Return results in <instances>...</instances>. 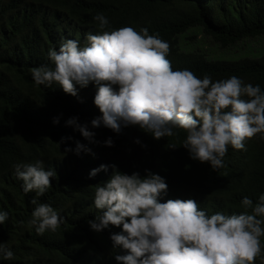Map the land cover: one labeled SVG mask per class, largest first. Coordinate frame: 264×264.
Here are the masks:
<instances>
[{"label":"trees","instance_id":"trees-1","mask_svg":"<svg viewBox=\"0 0 264 264\" xmlns=\"http://www.w3.org/2000/svg\"><path fill=\"white\" fill-rule=\"evenodd\" d=\"M97 12L108 18L111 28L127 24L138 31L145 27L149 34L166 40L167 58L174 69L187 68L197 77L208 74L214 80L236 75L264 89V52L258 58H214L182 48L179 38L199 27L227 47L262 35L264 0H0V209L8 213L0 224V242L13 251V258L0 264H119L114 254L122 250L112 249L109 239V233L119 227L109 225L96 232L87 224L98 213L92 205L94 184L111 172L101 170L88 177V171L100 163H115L127 173L143 174L148 168L166 179L168 192L162 199L190 196L208 212L241 211L242 196L255 202L264 192V140L255 136L245 141V150L229 147L224 166L214 171L207 162L191 159L178 145L182 131L175 137L153 139L135 126L116 134L89 124L94 139L112 137L109 147L90 143L65 125V119L73 115L84 123L99 115L92 103L95 87L91 82L77 86L78 100L58 85L34 84L30 69L50 64L48 49L57 48L65 38L86 43V32L100 31L92 19ZM55 116L59 121L54 124ZM61 136L73 139L60 142ZM134 137L144 146L134 143ZM75 140L87 144L91 153H64L65 145L72 147ZM169 143L178 146L168 148ZM35 159L57 173L55 180L50 178L48 190L36 199L64 217L55 232L46 230L40 235L26 223L35 193L22 192L12 168L13 163ZM254 264H261L259 258Z\"/></svg>","mask_w":264,"mask_h":264},{"label":"clouds","instance_id":"clouds-1","mask_svg":"<svg viewBox=\"0 0 264 264\" xmlns=\"http://www.w3.org/2000/svg\"><path fill=\"white\" fill-rule=\"evenodd\" d=\"M92 19L100 31L86 32V43L65 38L57 48L48 49L50 64L30 69L34 84L58 85L78 100L77 86L91 82L95 87L92 103L99 115L87 123L74 115L64 121L85 140L113 144L110 136L94 139L89 124L116 134L135 126L153 139L182 131L178 145L214 171L224 166L229 147L245 150L246 140L254 136L264 140V89L259 84L236 75L214 80L208 74L197 77L187 68L174 69L167 58L169 44L159 35L127 24L111 28L100 12ZM58 121L59 116L52 118L54 124ZM66 139L73 138L61 136L60 142ZM133 142L144 146L139 137ZM178 145L169 143L168 148ZM69 151L91 153V148L75 140L74 146L65 145L64 153ZM12 168L22 192L35 193L27 225L37 235L55 232L64 217L36 199L48 190L50 178L56 179L55 169L46 168L41 159L13 163ZM109 169L107 178L94 184L92 205L98 213L87 224L96 232L109 225L119 227L109 233L112 249L122 250L114 254L119 264H254L257 258L264 264V192L255 202L242 196L241 211L208 212L190 196L162 199L168 192L166 179L148 168L143 174L127 173L115 163H100L88 177ZM7 216L0 209V224ZM12 258L11 248L0 242V260Z\"/></svg>","mask_w":264,"mask_h":264},{"label":"rangeland","instance_id":"rangeland-1","mask_svg":"<svg viewBox=\"0 0 264 264\" xmlns=\"http://www.w3.org/2000/svg\"><path fill=\"white\" fill-rule=\"evenodd\" d=\"M179 38L182 48L196 49L214 58L235 59L239 56L258 58L264 52V34L245 38L227 47H222L199 27L190 28Z\"/></svg>","mask_w":264,"mask_h":264}]
</instances>
